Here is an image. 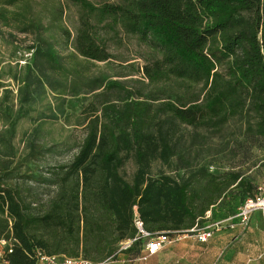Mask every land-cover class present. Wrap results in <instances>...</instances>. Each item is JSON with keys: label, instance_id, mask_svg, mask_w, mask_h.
<instances>
[{"label": "trees", "instance_id": "1", "mask_svg": "<svg viewBox=\"0 0 264 264\" xmlns=\"http://www.w3.org/2000/svg\"><path fill=\"white\" fill-rule=\"evenodd\" d=\"M27 1L0 0V29L38 37L23 47L30 59L22 66L0 55V154L9 158L0 160V240L14 241L5 260L36 264L43 253L116 261L141 248L136 241L120 250L136 236L135 212L148 232L170 236L204 227L209 211V221L220 219L215 209L245 180L195 162L190 149L197 138L183 148V129L221 136L237 123L264 139V0H58L52 22L61 25L67 53L42 37ZM67 8L77 14L73 33L62 23ZM122 34L155 53L137 70V90L90 74L92 64L114 59L109 45L121 44ZM2 40L13 52L24 44ZM7 69L17 94L3 81ZM49 93L90 101L82 107L85 137L69 162L47 169L43 183L55 193L36 209L10 184L24 176L21 163L12 167V141L19 121ZM130 159L136 170L128 181L121 169ZM156 163L168 172L153 173ZM257 188L249 185L247 198ZM221 207L234 216L240 206Z\"/></svg>", "mask_w": 264, "mask_h": 264}, {"label": "rangeland", "instance_id": "2", "mask_svg": "<svg viewBox=\"0 0 264 264\" xmlns=\"http://www.w3.org/2000/svg\"><path fill=\"white\" fill-rule=\"evenodd\" d=\"M57 1L28 0L27 2L31 17L43 27L42 37L50 39L59 52L67 53L60 32L61 25L59 23L55 25L52 22L54 17L52 6L57 4ZM76 15L74 8L65 9L63 15L62 23L72 33L76 26ZM14 37L24 43L17 52H13L12 46L4 44L2 40L11 41ZM121 38V44L111 43L109 45V52L114 56V59L108 63L92 64L90 74L103 75L110 80L125 83L130 89L137 90L141 87L140 83L143 78V75L137 73V70H142L146 61L154 57L155 53L146 45L139 43L134 37L122 34ZM37 39L34 32L24 35L11 29H0V55L5 61L10 60L13 66L16 64V60H20L19 64L22 66L30 59V54L23 47L31 45ZM8 73L7 69L3 81L6 84L10 83V89L14 94H17L16 84L12 80H8ZM88 97L80 95L54 99L53 95L49 93L46 99H40L34 110L27 117L21 119L17 125L16 135L12 141L17 155L12 167L15 163H21L24 176L14 179L10 184L19 187L27 201L35 203L33 206L36 209H40L55 193L54 187L46 186L43 183L44 177L48 176L47 169L69 162L77 153L85 137L82 107L89 103ZM48 103H50V109ZM2 130L3 125L0 122V132ZM183 134L186 138L183 148L191 146V136L197 138L194 147L190 149L194 151L195 162L204 163L206 161L209 172L217 176L239 174L244 178L247 186L243 188L231 187L229 189L231 191L221 205L227 203L236 210L250 195L249 185L256 187L264 184V139L251 136L237 123H231L221 136H212L205 130L195 131L191 128H184ZM4 136L9 138L7 133ZM196 151L199 154H196ZM1 159L9 158L0 154ZM135 170L136 166L130 159L121 169V173L126 180L131 181ZM160 170L168 172L159 163L153 165V173ZM175 173L171 172V174ZM184 173L185 170L177 172L180 176ZM141 253L142 248H135L128 255H121L116 261L111 260L110 264H121L118 263V260L123 259L130 262L126 261L122 264H149L150 260L148 262L137 261Z\"/></svg>", "mask_w": 264, "mask_h": 264}, {"label": "crops", "instance_id": "3", "mask_svg": "<svg viewBox=\"0 0 264 264\" xmlns=\"http://www.w3.org/2000/svg\"><path fill=\"white\" fill-rule=\"evenodd\" d=\"M219 205L215 213H220V219L231 220L233 215L227 214ZM209 221L207 224L213 222ZM234 228H225L214 234L207 242L197 239L195 233L179 234L177 240L166 245L164 249L140 262L149 264H264V212L255 211L250 214L248 226L243 230L238 219L229 221ZM206 224V225H207ZM130 262L118 260V263Z\"/></svg>", "mask_w": 264, "mask_h": 264}, {"label": "built area", "instance_id": "4", "mask_svg": "<svg viewBox=\"0 0 264 264\" xmlns=\"http://www.w3.org/2000/svg\"><path fill=\"white\" fill-rule=\"evenodd\" d=\"M255 211H263L264 212V184L259 185L257 188V194L253 197L247 198L238 208L237 214L233 219L239 220V225L244 230L249 223L250 214ZM211 217V212H207L205 219L209 220ZM231 219V220H233ZM231 220H223V221H213L204 227L195 226L193 229L187 231V233H195L197 239L200 242H207L210 238L214 236V234L222 231L225 228H234L235 224H229ZM134 226L136 228V236L132 240H127L120 244V250L125 251L128 250L134 242L141 241V248L144 251V255L140 257V260L146 261L149 257L155 255L166 245L172 244L177 240L174 236H170L166 232L160 233H151L148 232L139 215L135 212L134 214ZM14 241L13 239H1L0 240V264H10L7 260H5V256L13 253ZM111 259L101 261V262H93L82 257L78 258H70V257H59V256H49L43 253H39L38 261L36 264H110Z\"/></svg>", "mask_w": 264, "mask_h": 264}]
</instances>
